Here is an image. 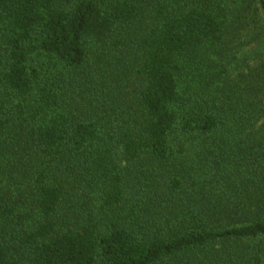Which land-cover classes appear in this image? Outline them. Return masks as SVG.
Wrapping results in <instances>:
<instances>
[{"label":"trees","instance_id":"16d2710c","mask_svg":"<svg viewBox=\"0 0 264 264\" xmlns=\"http://www.w3.org/2000/svg\"><path fill=\"white\" fill-rule=\"evenodd\" d=\"M240 36L264 0H0V264H264Z\"/></svg>","mask_w":264,"mask_h":264},{"label":"rangeland","instance_id":"374dc122","mask_svg":"<svg viewBox=\"0 0 264 264\" xmlns=\"http://www.w3.org/2000/svg\"><path fill=\"white\" fill-rule=\"evenodd\" d=\"M246 35L249 36L248 33H246ZM248 37L243 36V37H239L238 39H235V42L233 41V43L235 44V49H228L227 51H229V55L228 57L230 58V60H232V56H235L236 59L233 62V65L231 66L230 70L232 71L233 75H237L239 73H246L249 67H254L258 62L259 59L263 58L264 56V49H260L261 51H263L262 56L258 57L256 55H254V51L257 50L259 47V44H251V45H246L245 42L248 41ZM235 52L231 54V51ZM252 57L251 60H248V62L246 64H240L241 60H244L245 57Z\"/></svg>","mask_w":264,"mask_h":264}]
</instances>
